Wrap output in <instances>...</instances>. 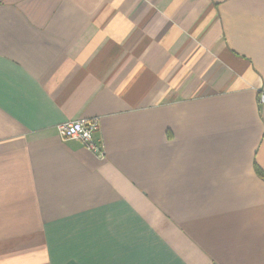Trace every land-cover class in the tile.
I'll return each mask as SVG.
<instances>
[{"label":"crops","instance_id":"crops-1","mask_svg":"<svg viewBox=\"0 0 264 264\" xmlns=\"http://www.w3.org/2000/svg\"><path fill=\"white\" fill-rule=\"evenodd\" d=\"M262 92L264 0H0V264H264Z\"/></svg>","mask_w":264,"mask_h":264},{"label":"built area","instance_id":"built-area-1","mask_svg":"<svg viewBox=\"0 0 264 264\" xmlns=\"http://www.w3.org/2000/svg\"><path fill=\"white\" fill-rule=\"evenodd\" d=\"M259 102L264 104V92L260 94ZM99 128V119L88 117H81L58 125V130L64 139L81 141L88 150L103 158L106 152L95 137Z\"/></svg>","mask_w":264,"mask_h":264}]
</instances>
